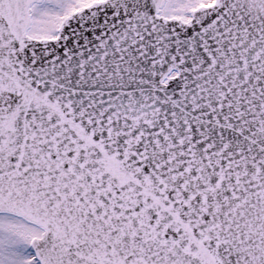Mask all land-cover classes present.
Returning a JSON list of instances; mask_svg holds the SVG:
<instances>
[{"label": "snow or ice", "instance_id": "obj_1", "mask_svg": "<svg viewBox=\"0 0 264 264\" xmlns=\"http://www.w3.org/2000/svg\"><path fill=\"white\" fill-rule=\"evenodd\" d=\"M0 264H264V0H0Z\"/></svg>", "mask_w": 264, "mask_h": 264}]
</instances>
